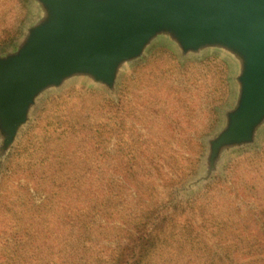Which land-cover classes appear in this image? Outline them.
Masks as SVG:
<instances>
[{"label":"rangeland","instance_id":"374dc122","mask_svg":"<svg viewBox=\"0 0 264 264\" xmlns=\"http://www.w3.org/2000/svg\"><path fill=\"white\" fill-rule=\"evenodd\" d=\"M35 10L37 9L27 0H0V36L5 37V41L0 43V49H9L17 43L25 25L36 15ZM4 29H9L8 35H5ZM237 71V64L224 51L207 49L199 54L182 55L178 48L167 41H156L139 62L123 67L115 95L83 78L71 79L61 88L43 94L30 122L23 128L13 146L14 155L18 149L24 146L28 148L25 153L20 151L18 159L21 160L16 167L27 166V161L31 158L43 173L40 182L46 184L53 173L48 170L50 166L52 170L66 168L62 165L66 156L57 158L54 155L59 153L58 145L68 142V132L71 129H82L84 123L107 122L106 117L109 116L112 118L110 123L116 138L122 136L129 146L139 145L140 141L143 143L144 153L138 159L135 158L134 162L136 165L142 164V168H138V174L148 191L147 200L149 197L161 199L169 207L181 202L195 205L211 188L223 184L221 191H218L217 186L210 194L217 195L221 208L226 207L234 212L242 201V197L229 194L231 191L228 189L232 186V175L236 169L239 168L236 175L242 177V182L253 180L251 185L255 184L257 187L264 184V126L259 129L254 145L241 150L234 149L223 155L222 158H227L225 163L223 161L222 175H215L206 186L204 183L197 186L192 183L204 171L208 139L222 129L226 112L236 102ZM98 94L120 107L123 104L125 125H121L122 115L104 110L97 113L89 110L99 101L94 97ZM45 145H49V149L54 152L46 154ZM71 152L68 151L69 154ZM14 155L0 168V252L7 258H16L14 262L19 261L20 264H46L52 259L53 253H57L59 264H62V261L67 260V251H60L57 246L64 235H59L58 239L56 237L50 246V235L53 237L56 233L53 222L50 223L54 213L51 204L42 205V190L31 189L27 192L23 177L16 180L9 177L12 175L11 162ZM59 160L61 164L58 163ZM72 162L75 163L73 160ZM245 165L252 168L241 172L240 167ZM156 166L159 168H155ZM6 177L12 180L6 181ZM121 178L122 175L114 173L116 183ZM162 178L179 180L172 187L170 198L164 193ZM60 179L59 174L49 184L56 181L60 183ZM189 184V189H193L189 195L177 190L180 186ZM53 189L54 200L57 202L62 195L57 188ZM114 199L115 205L111 207L112 220L101 225L103 232L92 244V258L88 263L78 260L74 264H104L118 238L115 235L118 232L115 231L120 226L119 221L126 213L137 212L141 207V202L138 204L131 197L123 204L117 198ZM174 199H180L181 202H174ZM60 223L56 227L63 228ZM62 234L72 233L67 229ZM12 248L18 250L15 256L8 254ZM25 261L27 262L24 263Z\"/></svg>","mask_w":264,"mask_h":264},{"label":"water","instance_id":"95a60500","mask_svg":"<svg viewBox=\"0 0 264 264\" xmlns=\"http://www.w3.org/2000/svg\"><path fill=\"white\" fill-rule=\"evenodd\" d=\"M27 1L36 15L17 43L0 49V168L43 94L83 78L115 95L123 67L156 41L182 55L224 51L238 67L236 102L208 139L204 171L192 185L222 175L226 152L255 144L264 126V0ZM189 186L177 190L189 195Z\"/></svg>","mask_w":264,"mask_h":264},{"label":"trees","instance_id":"16d2710c","mask_svg":"<svg viewBox=\"0 0 264 264\" xmlns=\"http://www.w3.org/2000/svg\"><path fill=\"white\" fill-rule=\"evenodd\" d=\"M3 32L8 35L9 29ZM4 41L5 37L0 36V43ZM94 97L99 101L90 111L97 113L104 110L122 115L121 125H125L123 104L120 107L100 94ZM111 119L107 116V122H88L84 123L82 129H71L68 142L58 145L59 153L54 155L57 158L66 156L62 164L66 168L52 170L50 166L48 170L53 173L46 184L40 182L43 173L31 158L26 157L29 161L27 166L20 167L21 170L16 167L21 160L18 159L20 151L27 152V147L13 154L12 175L9 177L14 180L23 177L27 192L31 189L42 190V205L51 204L54 213L50 223L53 222L56 233L53 237L50 235V246L56 237L58 239L59 235H64L57 246L60 251H67V260L62 264H74L78 260L88 263L92 258V244L103 232L101 225L112 220L114 198L123 204L128 197L138 204L140 201L141 207L137 212L126 213L119 221L120 226L115 231L118 238L104 264H264V184L257 187L251 185L253 180L242 182V177L236 175L239 168L236 169L232 175V186L228 189L231 191L229 194L242 197V201L234 212L226 207L221 208L217 195L210 194L217 186L221 191L223 184L211 188L195 205L181 202L169 207L161 199L149 197L147 200L148 191L138 174L142 164L136 165L134 162L144 153L143 143L140 141L139 145L129 146L122 136L116 138ZM45 148L48 155L54 152L49 145H45ZM68 151L72 152L69 154ZM58 163L61 164V161ZM240 168L243 172L252 167L245 165ZM115 172L122 175L119 183L114 179ZM59 174L60 183L49 184ZM9 177L5 180L11 181ZM178 182V179L162 178L166 196L171 197L170 191ZM53 188H57L62 195V198H56L57 202ZM130 189H133V193ZM57 223L63 228L56 227ZM67 229L71 235L62 234ZM8 254L15 256L18 250L12 248ZM0 255V264H20L19 261L14 262L16 258H7L2 251ZM46 264H59V255L53 253Z\"/></svg>","mask_w":264,"mask_h":264}]
</instances>
